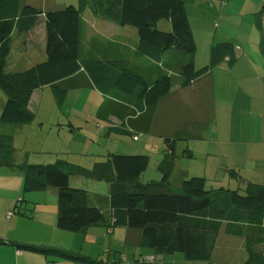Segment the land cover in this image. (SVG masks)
Segmentation results:
<instances>
[{
  "label": "trees",
  "instance_id": "trees-1",
  "mask_svg": "<svg viewBox=\"0 0 264 264\" xmlns=\"http://www.w3.org/2000/svg\"><path fill=\"white\" fill-rule=\"evenodd\" d=\"M198 1L78 0L76 5L44 12L28 0H0V88L7 97L0 123L22 127L34 122L36 115L29 104L36 89L51 87L56 101L63 106L70 90L93 87L105 98L97 117L111 123V131L131 134L133 138L148 133L159 101L175 86H186L223 61L232 64L236 60L239 46L231 39H224L212 42L208 64L195 65L197 45L187 3ZM210 6L214 8L213 4ZM87 8L118 25L136 28L139 36L136 55L142 56V60L136 56L134 64L119 39L105 35L89 38L84 20ZM43 13L45 59L25 70L8 71L6 64L14 31L30 30ZM162 19L170 22V29L159 28ZM113 117L120 124L116 125ZM178 141L176 137L165 138V153L160 163L163 176L160 180L144 182L141 176L149 165L147 154L111 152L106 160L96 162L91 168L64 158L47 164L15 165L14 135L1 132L0 166L15 165L23 171L22 194L11 214H28L25 193L53 188L57 190L61 229L81 232L98 224L139 229L152 248L182 253L189 264L212 263L223 230L244 237L250 257L245 264H264L263 255L256 252V247L264 244V183L249 182L244 190L227 186L211 189L205 176L193 175L185 177L179 189L174 188L171 175ZM184 154L193 155L188 147ZM73 174L109 182L110 214L91 204L86 188L70 185ZM6 242L0 236V244ZM13 243L31 252L76 257L57 248ZM93 261L109 264L101 259Z\"/></svg>",
  "mask_w": 264,
  "mask_h": 264
},
{
  "label": "crops",
  "instance_id": "crops-1",
  "mask_svg": "<svg viewBox=\"0 0 264 264\" xmlns=\"http://www.w3.org/2000/svg\"><path fill=\"white\" fill-rule=\"evenodd\" d=\"M41 1V6L39 4L37 6L34 3L32 5L42 9L44 12L57 9L60 5L57 0ZM66 1L76 2V0H63L64 4L62 3V5L65 6ZM206 1L208 0H203V3ZM210 1L214 5V9H216L217 5L215 1L220 4L221 8L217 11L218 15L221 14V9L227 4V0ZM233 1L229 0L227 6H230ZM235 2H238V0ZM237 6L241 9L243 8L239 11L242 16L238 13L237 16L239 15L243 23L244 19L247 20L246 30L244 28L246 36L240 32L233 37H227L221 29H216L214 32L213 29L206 30V32L199 33V36H197L198 33L195 31L188 14L197 45L194 57L197 67H202L209 63V51L213 40H233L239 46L236 49V60L232 64L223 61L209 73L186 86H175L168 96L159 101L150 130L145 133L147 138L142 142L145 148H149V145L157 147L159 155L157 160L158 167L150 174L147 172V167L146 172L144 171L145 173L143 172L141 176L142 181L160 180L163 176V170L160 166L162 160L160 161V158L164 157L166 137L179 139L176 147L177 151L180 146V140H186L188 142L187 147L192 150L193 155L187 156L184 152L182 155L196 159L200 158L203 161V165H198V168H194L193 165L188 168H179L182 171L177 174L174 167L171 175V182L174 188L179 189L183 179L193 175L205 176L211 189L216 188L218 184L224 185L226 182L227 187H236L237 184L234 179L238 177L241 179V186H239L241 188L245 187L249 182L257 183L255 177L259 174L261 177L262 173H264L262 167L264 164V121H258L264 119V51L261 44L262 36H264V0H242L240 5ZM101 18L91 9L87 8L85 10L84 20L86 33L89 38L94 36L91 33L99 30L98 26L102 25L101 31L105 36L119 39L123 42V51L131 58L134 64H136V56H138V60H142V56L136 55L138 43H136V31H132L133 33H129V35L123 34V30L116 31L118 29H115V25L109 23L111 24L110 27L108 23H105L104 18ZM129 28L128 26L125 27L126 30ZM113 30L116 31V35L114 32L112 34L107 33ZM35 31L38 32V35ZM212 32L214 33V38L212 37ZM33 33L36 34V38L31 36ZM14 34L26 36L24 43L29 40H37L40 35L42 48L45 47V49L43 48L45 54L42 58L46 57V22L44 13L38 17L36 25L30 30L26 32L15 30L13 42ZM144 62L146 63V60ZM6 69L10 71L7 64ZM87 88L95 89L93 87H85L84 89ZM45 94L44 88L36 89L33 92L29 108L36 115L35 119L43 105L44 98L46 97L49 100V96L47 97ZM53 97L55 98L54 93ZM65 103L66 100L61 106V110L67 108V113L65 112L64 114L70 119L71 130L76 132L73 117L76 116L79 109L77 111L75 107L65 106ZM252 114H256L254 119L251 118ZM59 119L60 121L62 120L61 117ZM44 120L42 119L41 121ZM112 121L116 125L120 124V121L115 117H113ZM96 122V129L100 130L102 136L106 138V141L103 142L106 144L104 148L100 146L98 150H93L91 146L88 150L84 148L80 150L83 152H76L74 149L77 148L64 142L52 147L41 144L40 149L33 150L34 153L38 154L35 159L36 162H31L32 150L26 146L24 147L26 154L23 155V159H18L15 155L18 134L24 128V126H15L16 129L13 132H8L14 135V164L22 165L25 162L47 164L56 162L59 158H64L87 168L93 167L96 162L106 160L111 152L117 151L111 149L110 138L115 134V132L110 130L111 123L102 120ZM32 124L33 122L28 124V126ZM61 133L62 131L59 129L57 135L61 137ZM71 135L75 136V134ZM139 138L138 136L136 140L141 139ZM155 140H160V142L158 143L157 141L156 144ZM216 160L219 161L218 166L214 164ZM209 164L211 165L210 169H214L212 173L215 174H210ZM13 167L7 169L6 166H3L0 169V182L2 177H7L5 181L8 183L7 179L15 176L17 181L16 186L8 189L9 192L2 193L5 188H0V236L8 241L0 244V264H96L93 260L99 259L109 264H189L182 253V255H173L163 250L152 248L139 229L110 228L102 224L92 225L81 232L61 229L58 226L57 190L53 188L47 191L28 193L26 195L28 207L30 208L28 214L14 213L8 216V213L12 211L18 200L17 198L22 194L23 171L18 166L17 169ZM215 167H218V170L220 169V175H224V177L220 178L219 172H217ZM197 169L201 172H195ZM246 169L250 173L244 174L243 171ZM69 182L74 187L86 188L89 191L91 204L101 207L107 214H110L111 209L108 203L110 184L106 179L73 174ZM94 182H101V185L94 184ZM223 234H226V236L223 237ZM222 240L228 241L225 256L229 260L232 259L230 253L239 257L237 259L239 261L237 262L236 260L234 264H245L250 258L244 237L227 234L223 230L218 236L212 257L220 253V251L216 253L218 249L222 251V246H220V242H223ZM13 242L57 248L71 252L76 257H64L57 252L47 254L31 252L19 248ZM256 252L262 254L264 258V244L257 246ZM131 258H133V262L129 260ZM230 262L221 261V264H230Z\"/></svg>",
  "mask_w": 264,
  "mask_h": 264
},
{
  "label": "rangeland",
  "instance_id": "rangeland-1",
  "mask_svg": "<svg viewBox=\"0 0 264 264\" xmlns=\"http://www.w3.org/2000/svg\"><path fill=\"white\" fill-rule=\"evenodd\" d=\"M77 1L78 0H76L75 5L77 4ZM228 1L229 0H227V4L221 9L220 15H218L217 13V11L221 8L218 1H215L217 2L216 9L210 6V4L212 3L210 0L207 1V4H203V0H199L198 2H188L187 3L188 14L190 16L191 23L195 31L198 33L197 36H199V33H204L206 32V30H211V29H213V32L216 29L218 30L221 29V31L225 33L227 37L229 36L233 37L235 34H239L240 32L243 33L244 36H246L244 33V28L246 30L245 26H247V23H246L247 20L244 19V23H243V21L239 17V15L242 16L241 14H239V11H241L243 8L241 9L240 7L237 6V5H240V1L242 0H238V2H235L236 0H234L230 6H227ZM57 2H59L60 4L57 8H61L62 6H64L62 5L63 0H57ZM66 2L67 3L65 6L69 4H74L73 1H66ZM28 3L30 4L34 3L37 6L39 4L41 6L42 1L41 0H31ZM237 13L239 14L238 16H237ZM104 21L105 23H108L110 27H111V24L109 23H112L113 25H115V29H118L116 31L123 30V34H126V35L127 34L129 35V33L132 34L133 33L132 31H136L135 32L136 33L135 34L136 43L138 42L139 36H138V32L136 28L128 26L130 28L126 30L125 27L127 26L118 25L115 22L105 20V19ZM158 26L160 29L168 30L170 29V22L167 19H162L161 22L158 24ZM101 27L103 26L102 25H100V27L98 26L99 30L93 31L91 34L95 36H99V37L101 35H105L101 31ZM130 29H133V30H130ZM116 31L113 30V31H109V32L106 31V32L109 34H112L114 32V34L116 35ZM213 32H212L213 34L212 37L214 38ZM35 33L38 35V32L35 31ZM36 34L33 33L31 36L36 38ZM25 39H26V36L24 35L14 34L13 46L11 47V51L7 58V67L10 71L25 70L33 66L34 64L39 63L45 59V58H42V56L45 54L43 50V48L45 49V47L42 48L40 35L38 36L37 40H33V41L29 40L27 43L23 42L25 41ZM214 41L216 40H213V42ZM263 75H264V71H263ZM44 89L46 93L45 95L47 97L49 96V100L46 97L44 98L43 105L39 111L38 116L34 120L33 124L30 126L28 125L24 126L22 132L18 134L17 147H16L17 149L15 152V155L17 156L18 159L24 158L23 155L26 154L24 152L25 146L28 149L32 150L31 159H30L31 162H36L35 159L38 154L34 153L33 150H38V148L42 146L41 144H45V146L52 147V146H55L56 144H60L64 142L65 144H69L70 146L77 148V149H74L76 152H79L81 149H84V148L88 150L91 146L93 150H98L100 146L102 148L105 147L106 144L103 142L106 141V138L102 136V133L100 132V130L96 129L97 128L96 121L99 122L98 117H97V110L105 99L103 93H101L97 89H89V88L72 89L68 92L65 106L70 105V107L72 108L75 107L77 111L79 109L76 116L73 117V119L75 120L74 121L75 125H76L75 126L76 132H73L71 130L72 127L69 125L70 119L67 118L66 114H64L65 112L67 113V108H65L64 110H61V105H59L58 102L53 97V91L51 87L48 86V87H45ZM6 99H7L6 94L0 88V114L2 111L3 104L6 102ZM255 116L256 114H252L251 118L254 119ZM60 117L62 118L61 121L59 119ZM42 119H45V120L41 121ZM258 121H264V119L258 120ZM15 129L16 127L12 124H0V133L1 132L8 133L11 131L13 132ZM17 129H21V128H17ZM59 129H61L62 131L61 137L57 135ZM70 133L75 134V136H72ZM139 137L141 139L139 138L140 140H136L133 138L131 134L115 133L110 138V143L112 146L111 149L117 150L115 152H118V153H127V154L145 153L147 154L148 156H150V160H151L149 163L148 169H147L148 174H150L154 172L158 167V163H157L158 156H159L158 150H157V147H154V145H149L150 146L149 148L144 147L142 142L143 140H145V138H147L145 133L140 134ZM157 141L158 143L160 142V140H155L154 142L157 144ZM187 144L188 142L186 140L185 141L180 140V146H179L178 151L176 149L177 151L176 153L177 157L175 159V173L176 174L179 171H182V170H179V168L180 169L188 168L191 165H193L194 168L196 167L198 168V165L200 164L203 165V161L200 158L196 159V158H191V157L182 155L184 152V149L187 147ZM80 152H83V151H80ZM51 155H53V153H51ZM163 158H160V161ZM218 163L219 161L216 160L214 164L218 166ZM260 164L262 165V163ZM2 167L3 166H0V169ZM6 167L7 169L12 168L11 166H6ZM14 167L17 169V166H14ZM262 167L264 169V164L262 165ZM208 168H209L210 174H215V173H212L214 169L213 170L210 169L211 168L210 164L208 165ZM215 168L217 169V172H219L220 178L224 177V175H220L221 174L220 169L218 170V167H215ZM195 172H201V171L197 169ZM243 172L244 174L250 173L247 169L244 170ZM196 176H199V175H196ZM6 178L7 177H2L3 183L1 184L2 181L0 182V188L1 187L5 188V191H2V193L6 191L9 192L8 189L13 188L14 186H16V183H17L16 176L13 178L9 177L10 179H7L8 183L7 181H5ZM255 180L257 181V183L263 184L264 183V173H262L261 177H260V174L257 177H255ZM234 181H236L237 185L236 187H231V188H239V186H241V179L236 177ZM94 184L101 185V182H94ZM221 186H227V182L224 183V185L218 184L216 188H220ZM207 187L211 188V186H209V183L207 184ZM241 188L243 189L245 187H241ZM28 193H32V192H27L25 193V195H27ZM41 193H44V192H41ZM49 193H52V192H49ZM25 205L28 206V202H26ZM15 213H18V212H15ZM225 236L226 234H223V237ZM222 241L223 242H220V246H222V251L218 249L217 250L218 252H216V253H219L220 251L221 255L220 253L215 254L212 257V263H207V264H221V261L230 262V260L232 259L233 260L232 262H230V264H234V262H236V260L239 258L230 253L232 259L229 260V258L225 256V249L228 246V243H227L228 241L226 240H222ZM173 255H182V254L174 253ZM129 260L133 262V258ZM238 261L239 260H237V262Z\"/></svg>",
  "mask_w": 264,
  "mask_h": 264
},
{
  "label": "built area",
  "instance_id": "built-area-1",
  "mask_svg": "<svg viewBox=\"0 0 264 264\" xmlns=\"http://www.w3.org/2000/svg\"><path fill=\"white\" fill-rule=\"evenodd\" d=\"M135 139H137V138L135 137ZM10 215H11V212L8 213V216H10Z\"/></svg>",
  "mask_w": 264,
  "mask_h": 264
}]
</instances>
